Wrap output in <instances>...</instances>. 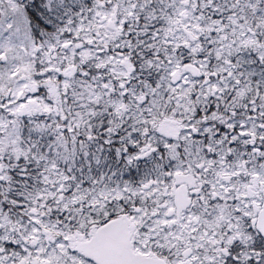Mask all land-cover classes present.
<instances>
[{
	"label": "snow or ice",
	"instance_id": "6c2138e0",
	"mask_svg": "<svg viewBox=\"0 0 264 264\" xmlns=\"http://www.w3.org/2000/svg\"><path fill=\"white\" fill-rule=\"evenodd\" d=\"M0 264H264V0H0Z\"/></svg>",
	"mask_w": 264,
	"mask_h": 264
}]
</instances>
